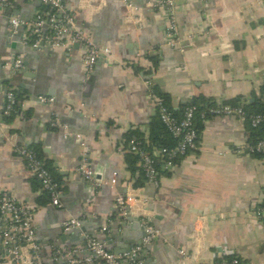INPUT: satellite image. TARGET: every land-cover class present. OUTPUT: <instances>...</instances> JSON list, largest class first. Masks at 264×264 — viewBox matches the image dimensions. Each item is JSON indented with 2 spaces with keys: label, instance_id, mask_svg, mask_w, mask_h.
Returning <instances> with one entry per match:
<instances>
[{
  "label": "crops",
  "instance_id": "0c3cea01",
  "mask_svg": "<svg viewBox=\"0 0 264 264\" xmlns=\"http://www.w3.org/2000/svg\"><path fill=\"white\" fill-rule=\"evenodd\" d=\"M158 1H61L76 29L111 50L90 72L82 47L43 44L17 55L26 64L10 74L8 18L31 21L41 0H10L0 17V81L18 99L6 123L0 92V195L32 211L42 264L86 257L87 238L122 253L143 235L141 219L161 236L140 253L139 264H213L223 249L241 264H264V217L253 214L264 204V157L247 151L245 121L206 119L196 149L178 158L156 186L142 178L140 162L128 152L130 139L149 144L158 119L151 93L166 95L167 107L179 115L196 98L216 106L256 101L264 86V0H173L182 48L167 45ZM24 34L23 28L20 42ZM40 96L54 102L40 104ZM21 147L36 150L53 170L59 207L16 152ZM150 152L159 157L155 146ZM84 161L90 181L79 171ZM117 194L136 199L127 217L117 213ZM69 219L79 220L83 232L76 228L59 244Z\"/></svg>",
  "mask_w": 264,
  "mask_h": 264
},
{
  "label": "built area",
  "instance_id": "2783aa9c",
  "mask_svg": "<svg viewBox=\"0 0 264 264\" xmlns=\"http://www.w3.org/2000/svg\"><path fill=\"white\" fill-rule=\"evenodd\" d=\"M61 1L41 0V5L50 7L49 12L42 14L38 11L34 18L27 23L20 21L17 17L10 16L8 18L9 27L13 34L20 27L25 29V34L21 39L25 47L37 49L40 44H46L51 50H70L74 45H79L84 51L83 64L86 70L90 72L97 59L111 57V50L108 47L95 46L90 36L76 29L72 16L62 6ZM118 1L125 2V0ZM10 5V0H0V17L3 16L4 11L9 9ZM155 7L166 13L167 45L171 47L179 46L180 48L183 45H180L181 40L175 17L174 1L159 0ZM22 66V59H15L10 64V74L15 75L22 69ZM149 97L156 107L159 120L171 136L177 140V144L173 149L159 150L160 157H163L162 170L169 172L174 167L176 159L196 149L197 133L193 124L194 108H185L183 117L177 120L156 95L151 93ZM37 101L43 105H51L54 99L40 96ZM16 104L17 99L13 91H7L4 96L3 116L8 117L14 111ZM200 116L203 122L214 116L232 117L241 120L245 118L242 109L222 105L209 108ZM249 122L252 127H256L264 124V117L253 116L249 118ZM247 151L250 154L264 155V140L259 141L253 147L249 146ZM16 152L24 160L31 175L39 181L42 190L49 195L51 204L59 207V197L61 195L59 186L52 181L48 171L43 167L42 161H39L33 151L28 148L21 147ZM128 152L139 158L140 168L147 182L156 186L159 177L153 159L139 147L134 139L128 141ZM79 171L85 180H92V171L85 164V161ZM115 182V179H112L110 185L113 186ZM135 202L136 199L132 196L117 194L115 196V208L119 216L127 217L131 204ZM253 214L257 217H264V207H257L254 209ZM32 216V211L19 205L14 197L6 193L0 195V264H42L39 257L40 247L35 242ZM141 226L146 236L142 239L140 245L132 247L129 251L119 254L112 253L106 249L104 243L95 238H87L85 240V250L88 255L84 258L70 259L67 264H86L93 261H99L101 264H139L138 257L140 253L152 241L161 236V233L153 229L147 219H141ZM76 228H80V222L77 219L66 220L61 225L63 233ZM179 255L186 256L182 250L179 251ZM223 256L234 257V259L213 264H241L232 251L223 249L221 258Z\"/></svg>",
  "mask_w": 264,
  "mask_h": 264
},
{
  "label": "trees",
  "instance_id": "16d2710c",
  "mask_svg": "<svg viewBox=\"0 0 264 264\" xmlns=\"http://www.w3.org/2000/svg\"><path fill=\"white\" fill-rule=\"evenodd\" d=\"M50 7L48 6H43L41 5L39 12L42 14H45L47 12H49ZM14 93V91H13ZM15 95V93H14ZM162 102L163 104L167 107L168 106V97L164 94H155ZM16 97V96H15ZM17 99V98H16ZM18 100V99H17ZM256 101L250 105H244L243 103H241L240 101H236V100H231L228 102H225L223 104H221L222 106H229L232 108H240L242 109V111L244 112L245 118L242 119L243 121H245L248 125V129H249V139H248V143L250 147L255 146L259 141L264 140V124H260L256 127H252L250 122H249V118L253 117V116H263L264 117V86L260 89V95L258 98L255 99ZM216 105H214L213 103H206L204 102V100H202L201 98H196L191 100L189 103H187L182 112L179 113L178 112H174L172 111L170 108L169 111L171 112V114L177 119L180 120L183 117V113L185 108L187 107H192L194 108V129L197 133V141H198V135L200 133V131L203 128V121L201 119V114L203 112H206L209 108L215 107ZM16 108V105H15ZM14 108V110H15ZM14 113L11 112L9 114L8 117H3V120L8 123L10 117H12V114ZM158 118V117H157ZM150 136H149V144L148 145H144L139 143L136 139H134L138 144L139 147L142 148L152 159L154 162V167L158 173V177L160 178V176L162 175L163 171L162 170V166H163V157H155L153 155H151L150 153V149L151 146H155L156 148H158V150L160 149H173L176 144H177V140L174 139L171 134L166 130L165 126L161 123V121L159 120V118L157 119V121L152 125L151 130H150ZM33 151V153L35 154L36 158L39 161H42L40 159L39 154L36 152V150H31ZM136 161H139V158L134 155L131 154ZM253 156H257V157H264V155L262 154H252ZM177 160V159H176ZM175 160V161H176ZM43 167L48 171L49 176L51 177L52 181L54 183H56L57 179L56 176L53 172V170L51 169V167L49 166L48 163L43 162ZM142 178L147 182V179L144 176V173L142 172V170L140 169ZM158 178V179H159ZM57 184V183H56ZM44 192V191H43ZM45 196L49 199V195L44 192ZM259 207H264V204H262ZM232 259H234V257H226L223 256L222 258L218 259L216 262L219 263L221 261H231ZM237 260L240 262V260L237 258Z\"/></svg>",
  "mask_w": 264,
  "mask_h": 264
},
{
  "label": "water",
  "instance_id": "95a60500",
  "mask_svg": "<svg viewBox=\"0 0 264 264\" xmlns=\"http://www.w3.org/2000/svg\"><path fill=\"white\" fill-rule=\"evenodd\" d=\"M23 21V20H22ZM25 22L27 21V19L24 20ZM29 21V20H28ZM23 31V27H20L17 29L16 34H14L13 36V41H10V49H11V59H10V63H13L15 61V58L17 55L19 54H28L29 53V47H25L21 44L20 42V38H21V33ZM18 41V43H17ZM19 44V45H18ZM40 46H42V44H40ZM39 46V47H40ZM74 49L79 48V45H74L73 46ZM26 62H23V65H25ZM149 80V79H148ZM2 83L3 81H0V92L3 93V96H5V94L7 93V89H5L4 87H2ZM76 231H82L83 232V228L77 229ZM76 232L74 231V229L69 230L66 233H63L62 231L60 232V234L58 235L57 240L59 241V244H65L66 240H68L73 234H75ZM146 236L145 232L143 233V235L141 236V238H139L137 241L131 243L130 245H128V247H126L125 250L120 251V252H127L129 251L132 247L134 246H138L140 245L141 240ZM64 264V263H63Z\"/></svg>",
  "mask_w": 264,
  "mask_h": 264
}]
</instances>
